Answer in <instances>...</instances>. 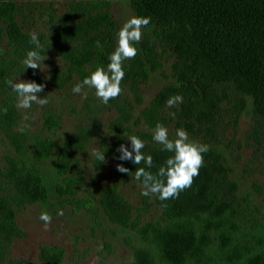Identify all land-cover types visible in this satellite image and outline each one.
Here are the masks:
<instances>
[{
	"label": "trees",
	"instance_id": "1",
	"mask_svg": "<svg viewBox=\"0 0 264 264\" xmlns=\"http://www.w3.org/2000/svg\"><path fill=\"white\" fill-rule=\"evenodd\" d=\"M17 1L0 0V45L6 41L10 49L7 58L0 57V85L6 88L9 86L5 81L13 80L17 60L25 59L26 53L35 49L29 33L17 21L21 10ZM129 3L135 16L150 17L151 22L143 28L148 33L134 45L138 49L136 57L123 62L125 76L121 85L129 83L137 88L147 83L152 75L162 73L167 59H172V81L141 112L149 130L153 132L157 122L165 127L175 122L177 128L192 134L202 130L209 133L220 113L230 109L236 118L249 111L254 125L264 129V84L252 82L240 75L243 73L227 69L210 56L186 18L159 14L147 5L146 0H129ZM104 6L98 0L71 6V12L64 19L72 22L79 17V20L72 28L56 32L64 43L72 41L68 49L57 44L56 54L81 82L97 66L106 67L108 55L116 47V24ZM231 8L233 14L230 20L227 19V28L239 33L240 40L246 41L244 44L257 52V56L248 57L242 63L264 80V2L251 5L239 1L231 3ZM43 39L39 37L40 44ZM97 41L102 47L97 46ZM37 50L41 56L45 55L42 46ZM23 72L29 80L43 84L38 69L24 66ZM175 95H180L183 102L170 108L166 101ZM135 97L139 101L137 93ZM5 108L6 114L2 111ZM125 117L122 112L119 120ZM17 126L14 99L6 98L0 104V134L9 139L17 160H8L7 171L14 184V193L6 195V187L0 185V264L7 255L10 240L23 236L16 225L15 211L19 206L47 203L53 193L59 197L71 196L68 200L71 204L86 210L94 206L90 202H86L87 206L82 204L74 188L77 182L68 176L76 167L75 157L87 149V133L79 130L74 135L68 134L58 146L50 135L56 134L61 123L59 116L50 112L44 115L43 122L49 136H30L25 130L15 132ZM152 134L138 132L139 138L147 142L148 148L142 152L152 156V168L143 162L135 165L123 161L130 166L133 176L140 167L156 174L172 155L161 151L162 145L152 139ZM123 143L125 139L122 138L113 146L105 144L101 152L108 158ZM206 145H209V151L203 153L204 164L192 186L182 191L178 198H156L162 212V224H139L132 217V206L118 193L116 186L100 188L96 201L106 220L134 233L130 264H264V232L241 227L240 206L235 205L236 186L229 179L230 169L223 152L216 145ZM53 155L56 156L55 174L60 178L56 184H51L41 166ZM102 164L97 160L95 167L100 168ZM38 257L42 264H64V251L58 246L41 247Z\"/></svg>",
	"mask_w": 264,
	"mask_h": 264
},
{
	"label": "rangeland",
	"instance_id": "2",
	"mask_svg": "<svg viewBox=\"0 0 264 264\" xmlns=\"http://www.w3.org/2000/svg\"><path fill=\"white\" fill-rule=\"evenodd\" d=\"M91 0H18L21 7L17 21L25 32H35L43 37L41 46L45 49L47 58L38 69L45 85L44 91L38 93L48 103L40 106L33 103L30 109H19L18 126L30 136H49L44 130V115L48 112L59 116L61 127L56 134L50 135L59 146L68 134H76L79 130L87 133V149L75 157V169L71 176L77 184V198L93 203L90 209L71 204V196L59 197L55 193L47 203L24 204L16 208V225L22 232L21 238L10 240L7 255L3 264H42L39 251L43 246H58L64 251V264H130L132 250L130 245L135 242L134 233L110 224L102 213L96 199L100 188L116 186L118 193L132 206V217L139 224H162L161 209L155 195H142L143 186L130 173L117 171L116 165L123 164L118 159L120 153L114 152L105 158L100 168L95 167L97 159L91 155L93 148L101 151L105 144L113 146L116 140L125 139L123 143L131 150L128 136L138 132L153 133L142 120L141 112L147 108L156 95L172 81L170 66L172 59H167L162 73L152 75L151 79L137 88L131 84L121 85L122 92L104 105L95 95V89L83 88L87 98L82 94H74L72 89L79 78L69 70V65L56 54L57 44L71 48V42L56 34L61 29L72 28L79 20L68 22L64 16L71 12V6ZM105 4L116 24L117 32L123 23L135 16L129 0H98ZM254 5L264 0H146L147 5L159 14H174L186 18L195 29L198 39L207 53L223 64L227 69L240 74L254 83L264 84L259 74H253L244 59L257 56L255 48L244 44L241 35L227 28L232 12L231 3ZM229 20L227 21V19ZM142 33H148L142 29ZM60 37V38H59ZM252 39V38H251ZM253 40V39H252ZM254 42V40H253ZM256 45V44H255ZM253 45V46H255ZM248 50L247 52H245ZM240 52V55L237 54ZM10 49L6 41L0 45V57L7 58ZM24 59H18V67L13 71V81L29 80L23 72ZM243 62V63H242ZM264 79V78H263ZM264 86V85H263ZM137 93L139 101L135 97ZM6 98L14 99L17 94L11 87L0 85V104ZM229 110V109H228ZM125 114L124 120L121 118ZM233 109L223 111L217 118L212 132L202 130L188 133L190 140L216 145L223 152L227 166L230 169L229 179L236 186L235 205H239V221L246 230H261L264 232V129L254 125L251 113L247 111L239 118L233 114ZM28 119L25 120L24 117ZM28 125V127H25ZM169 138H174L178 129L175 122L168 123ZM255 128L257 131H255ZM142 140V139H141ZM144 141V140H142ZM144 151L148 148L144 141ZM55 158L42 164L44 173L51 184L59 183L55 174ZM17 160V155L9 139L0 134V185L6 187V195L14 193V184L7 176L8 160ZM131 165V164H130ZM237 202V203H236ZM16 206H14L15 208ZM62 209L63 215H57ZM42 211H47L52 222L45 230L44 222L39 219ZM2 235V234H1Z\"/></svg>",
	"mask_w": 264,
	"mask_h": 264
},
{
	"label": "clouds",
	"instance_id": "3",
	"mask_svg": "<svg viewBox=\"0 0 264 264\" xmlns=\"http://www.w3.org/2000/svg\"><path fill=\"white\" fill-rule=\"evenodd\" d=\"M150 22V17L131 16L128 18L116 33V47L108 55L109 63L107 66H97L94 71H91L83 79L82 83L74 85L73 93L82 94V98L86 99L88 93L83 91L86 86L89 89H95L96 97L104 105H107L109 100L117 98L123 91L121 88V82L125 76L123 62L136 57L138 49L134 45L141 41L142 29L147 27ZM29 36L30 43L35 45V49L26 53L22 63L26 68L41 70V64L47 58L41 56L37 50L41 48L38 35L35 32H30ZM97 46L102 47L98 41ZM5 83L17 94L15 106L19 109H30L33 103L40 106L48 103L46 96L40 98L38 95V93L44 91V84L36 83L34 80L21 79L17 81L8 79ZM182 102L183 98L180 95H175L170 97L166 104L171 108ZM2 111L5 114L7 113L6 108ZM170 115L174 117L175 113H170ZM24 119L27 120L28 117L25 116ZM25 127H28V125H25ZM20 131H23V128ZM152 139L162 145L161 151L172 153V155L166 159L164 165L159 167L156 174L140 167L136 168L134 178L142 182V195H155L160 200L178 198L182 191L192 186L194 178L199 175V169L204 164L203 153L209 151V145L190 140L187 131L182 128L176 129L174 138L170 139L168 129L160 122H157L153 129ZM127 140L130 141L131 150L121 144L117 149L120 153L118 159L120 161H130L135 165L143 162L148 168H152L154 166L152 156L145 155L142 152L145 147L144 141L136 135L128 136ZM91 155L97 160L105 162L103 152L93 148ZM116 169L128 175L132 173L123 164L118 163ZM57 215H63V210L58 209ZM39 219L44 222L45 230H47L52 222L51 215L47 211H42Z\"/></svg>",
	"mask_w": 264,
	"mask_h": 264
}]
</instances>
